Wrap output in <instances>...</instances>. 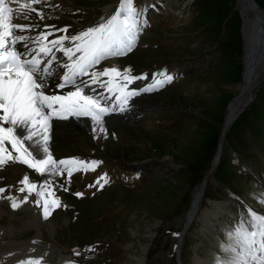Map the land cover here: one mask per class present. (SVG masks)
Instances as JSON below:
<instances>
[{"label":"rangeland","instance_id":"obj_1","mask_svg":"<svg viewBox=\"0 0 264 264\" xmlns=\"http://www.w3.org/2000/svg\"><path fill=\"white\" fill-rule=\"evenodd\" d=\"M160 1L134 0L140 11L151 5L137 46L117 60L102 61L95 70L116 67L132 75L149 74V79L130 85L132 89L146 86L151 74L162 70L174 74L173 82L136 97H147L138 110L105 119L106 136L96 138L85 130H92L91 123L76 119L77 127L51 130L54 159L101 161L94 171L75 172L70 178L62 173L54 180L8 152L12 159L0 165V189H5L0 193V245L30 241L39 264L49 263L41 259L46 252L54 264L59 249L68 257L59 264H217L218 259H230L224 248L235 245L232 237L241 221H249L253 210L264 214L263 78L229 128L181 256L175 254V235L193 190L209 169L226 109L242 83L244 19L240 0ZM253 1L264 12V0ZM120 2L46 1L50 8L31 23L30 33L79 34L100 23L107 12L114 13ZM18 49L23 50L21 45ZM105 175L117 181H108L101 190L97 181L103 184L100 178ZM25 176L38 186L51 182L46 191L54 196L48 199H58L61 207L48 219L34 195L19 191L27 187ZM10 197L20 205L14 214L4 206L13 209ZM244 226L251 230L250 224Z\"/></svg>","mask_w":264,"mask_h":264},{"label":"snow or ice","instance_id":"obj_2","mask_svg":"<svg viewBox=\"0 0 264 264\" xmlns=\"http://www.w3.org/2000/svg\"><path fill=\"white\" fill-rule=\"evenodd\" d=\"M11 2L0 0V165L12 159L5 147L9 144L18 154L15 160L41 176L66 173L70 178L75 172L94 171L101 161L53 158L49 149L51 122L87 118L96 138L106 136L105 117L127 113L134 108L130 104L134 98L157 92L173 82L174 74L162 70L151 74V83L132 89L130 85L149 79V74L132 75L130 70L121 72L116 67L95 70L102 61L134 50L149 23L147 7L140 11L134 0H121L114 14L96 26L49 40L52 33L21 34L33 30V26L13 23ZM30 8L29 4H21L15 12ZM63 31L67 32V28ZM57 52L66 59L60 61ZM26 142L30 143L26 146ZM32 148L42 149L43 158H38ZM100 179L104 183L97 184L102 190L107 176ZM23 184L27 187L19 191L36 197L44 219L61 207L58 199H48L54 196L46 191L52 187L51 182L38 186L25 176ZM4 191L0 189V193ZM77 195L82 198V194ZM9 199L14 210L20 206L14 198ZM23 202H27V196ZM249 215L250 220L241 221L235 229V245L224 248L231 258L218 259L217 264H264V214L253 210ZM246 223L251 225L250 231Z\"/></svg>","mask_w":264,"mask_h":264},{"label":"bare ground","instance_id":"obj_3","mask_svg":"<svg viewBox=\"0 0 264 264\" xmlns=\"http://www.w3.org/2000/svg\"><path fill=\"white\" fill-rule=\"evenodd\" d=\"M46 1H49V0H37L36 3H32V0H12V2L10 3V6L13 7L14 9L13 23L15 25H31L33 21L35 22V20L43 18L47 14V8H50L49 4L45 3ZM154 2H156L157 4V2H161V1L152 0V3ZM240 2L242 3L241 10L243 11L242 15L244 19L243 25H242L243 27L242 35L244 38L243 56H242V62H243L242 83L240 85L238 94L234 97V99L230 102V104L228 105L226 109L224 119L220 127L221 134H220L218 146L216 147L217 149L210 163L209 169L207 170L204 178L201 180L198 186H196L195 189L193 190L192 195H191L190 207L184 216L181 230L179 231V233L175 235V244L178 245L177 251L179 252L180 256H181V252L183 249L185 236L187 235L191 226L194 224L197 218V214L200 210L202 200L205 196L206 187L209 183L212 182L213 180L212 176L215 173L219 165L220 159L223 155V148L226 145V135L228 133V130L233 125V123L237 120L239 115L244 111V109L251 103L252 101L251 93L253 89L257 86V84H259L260 80L264 78V12L260 8H258L256 4L252 3L249 0H240ZM21 4H29L31 5V8L21 9L19 13H16L15 9L19 8ZM37 6L38 7L41 6L40 7L41 9L37 10ZM146 7H147V10L151 8V6L149 5H147ZM144 9L145 7L143 8V10ZM249 13L252 14V16L250 17L251 19L248 16ZM112 14L114 13L111 11L107 12L104 15L103 19L109 18ZM43 33H48V32L44 31ZM21 34L33 35L32 33H30V31L29 32L26 31ZM65 35H67V33ZM65 35H62V34H59L57 36L49 35L48 39L52 40V39L60 38ZM56 55L58 59L63 57V55H61V53L59 52H57ZM103 78H106V77H102V80ZM84 79H87V77H85ZM49 83L50 85L53 84L52 81H49ZM64 91H67V89H65ZM145 99H147V97L134 98L132 101H130V104L134 105V108L132 109L138 110L139 105ZM118 116L122 117L124 115H117V117ZM114 117H116V115L107 116L105 117V119L107 120V118H109L110 120H114L115 119ZM80 120L86 123H91L90 120L85 121V118H81ZM74 121L75 119H70V121L53 120L51 122L52 124L51 130L53 128H59L61 130V129H67L68 127H77V124H75ZM64 125L66 126L64 127ZM7 126L8 125H5V127ZM85 130L87 132L93 133V131L89 128H86ZM52 133L53 131L50 132V136L52 135ZM29 143L30 142H26V146ZM5 147L8 150V152L12 154L14 157L18 155L11 148V145L6 144ZM30 150L33 151L34 154H37L38 158L43 157L42 149L32 148ZM56 177L57 176H51V178H53L54 180L57 179ZM1 196L2 195H0V198ZM17 198L20 199L22 197H17ZM234 200L235 199L229 198L230 202L236 203ZM4 206L11 212V214L16 213V211L14 209H11L7 204ZM240 206L242 205L240 204ZM0 208H2L3 210L4 207L2 206ZM2 210L0 209V216L1 214H3ZM11 222L13 223V225H15L17 220L15 219ZM175 246H174V249H175ZM34 249L35 248L33 245H31L30 241L26 243H21L19 245H14L10 243H5L4 245H0V264H29V262H31V264H39L38 262L39 257H37L35 255L36 253L33 252ZM57 251H59V253H57V261L54 264L56 263L59 264L68 258L65 255V253L61 251L60 249ZM41 255H44V254H41ZM48 257H49L48 252H46L45 256H43L41 259L42 261L51 263L50 262L51 258H48ZM49 263H42V264H49Z\"/></svg>","mask_w":264,"mask_h":264},{"label":"trees","instance_id":"obj_4","mask_svg":"<svg viewBox=\"0 0 264 264\" xmlns=\"http://www.w3.org/2000/svg\"><path fill=\"white\" fill-rule=\"evenodd\" d=\"M236 27H235V31H236V33L238 32V30H239V26H238V23L235 25Z\"/></svg>","mask_w":264,"mask_h":264},{"label":"water","instance_id":"obj_5","mask_svg":"<svg viewBox=\"0 0 264 264\" xmlns=\"http://www.w3.org/2000/svg\"><path fill=\"white\" fill-rule=\"evenodd\" d=\"M249 1H251V2L254 3V4H256L253 0H249Z\"/></svg>","mask_w":264,"mask_h":264}]
</instances>
